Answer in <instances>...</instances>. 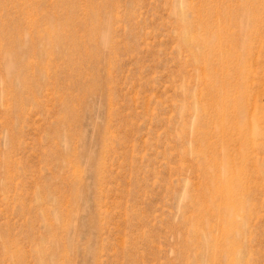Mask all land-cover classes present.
<instances>
[{"label":"rangeland","instance_id":"rangeland-1","mask_svg":"<svg viewBox=\"0 0 264 264\" xmlns=\"http://www.w3.org/2000/svg\"><path fill=\"white\" fill-rule=\"evenodd\" d=\"M0 264H264V0H0Z\"/></svg>","mask_w":264,"mask_h":264},{"label":"bare ground","instance_id":"bare-ground-1","mask_svg":"<svg viewBox=\"0 0 264 264\" xmlns=\"http://www.w3.org/2000/svg\"><path fill=\"white\" fill-rule=\"evenodd\" d=\"M237 111H240V107L239 106H237L236 108H235ZM241 112V111H240ZM210 178V177H209ZM222 180H220V182H221ZM222 185H223V183H222ZM213 188V187H212ZM210 189V188H209Z\"/></svg>","mask_w":264,"mask_h":264}]
</instances>
